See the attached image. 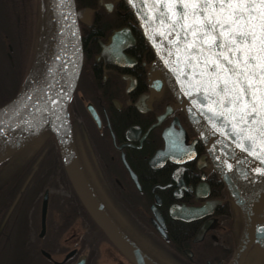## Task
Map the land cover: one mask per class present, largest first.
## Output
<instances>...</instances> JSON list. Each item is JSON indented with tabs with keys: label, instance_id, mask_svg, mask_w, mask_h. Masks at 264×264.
Here are the masks:
<instances>
[{
	"label": "flooded vegetation",
	"instance_id": "obj_1",
	"mask_svg": "<svg viewBox=\"0 0 264 264\" xmlns=\"http://www.w3.org/2000/svg\"><path fill=\"white\" fill-rule=\"evenodd\" d=\"M27 3L20 0L18 6L24 9ZM75 5L81 64L64 113L87 189L152 264H228L243 233L239 178L192 126L123 0H81L79 8ZM7 41L0 31V78H19L20 45ZM51 125L13 136L19 165L31 162L32 172L41 162L43 151L35 153L50 134L55 141ZM55 148L60 160L56 142ZM60 164L63 172L54 179L60 190L54 192L51 172H38L31 180L30 172L20 180L15 170L12 186L0 177V264H74L82 254L86 264L90 247L84 239L104 241ZM43 196L44 229L39 235ZM260 216L241 264L244 259L245 264H260ZM75 223L82 228L93 224L100 233L87 236L85 227L79 236L71 230Z\"/></svg>",
	"mask_w": 264,
	"mask_h": 264
},
{
	"label": "water",
	"instance_id": "obj_2",
	"mask_svg": "<svg viewBox=\"0 0 264 264\" xmlns=\"http://www.w3.org/2000/svg\"><path fill=\"white\" fill-rule=\"evenodd\" d=\"M123 2L152 50L169 88L198 129L194 128L227 167L232 165L230 171L242 183L243 233L228 263L241 264L255 238V219L257 215H264V175L256 171L257 168H264L261 163V158H264V145L257 141L256 151L261 154V158L249 155V152L237 147L234 137L215 130L209 120L212 113L207 108L202 112L193 105L196 88L189 89L177 79L180 72L190 70L183 63L184 54L176 51L178 45L171 44L175 37L166 27L169 21L165 19L161 23V11L167 12L169 17L172 16V11L167 6H162V0ZM75 13L73 0H40V34L35 57L18 90L0 103V148L15 134L38 121L50 118L61 163L87 213L128 262L152 264L125 239L103 212L87 189L75 163L64 113L65 100L77 79L81 64V44ZM169 52L172 53L171 57ZM168 60L176 63H166ZM173 67L176 68L175 72ZM199 79L196 77L192 83ZM186 91H192L193 96L186 95ZM217 126H222L219 121ZM227 131L228 128H225V133ZM45 205L46 197L43 196L39 235L44 229ZM84 263V254L78 256L74 262Z\"/></svg>",
	"mask_w": 264,
	"mask_h": 264
},
{
	"label": "snow or ice",
	"instance_id": "obj_3",
	"mask_svg": "<svg viewBox=\"0 0 264 264\" xmlns=\"http://www.w3.org/2000/svg\"><path fill=\"white\" fill-rule=\"evenodd\" d=\"M162 6L172 11L171 17L161 11L160 19L169 21L171 44L184 54L190 71L177 79L196 88L193 105L212 113L209 120L217 132L261 158L256 147L257 141L264 145V0H162ZM256 171L264 175V168Z\"/></svg>",
	"mask_w": 264,
	"mask_h": 264
},
{
	"label": "trees",
	"instance_id": "obj_4",
	"mask_svg": "<svg viewBox=\"0 0 264 264\" xmlns=\"http://www.w3.org/2000/svg\"><path fill=\"white\" fill-rule=\"evenodd\" d=\"M3 1H4L3 6H4V12H5L4 18H5V22H6V26L4 25V27L6 29L7 28L14 29L15 22H18L20 19L19 13H17V9L20 7V6H18V2H20V0H14V2H13V0H3ZM79 2H81V0H74V4L76 3V5H75L76 8L80 7ZM21 9H23V8H21ZM29 10H30V12L28 13ZM36 18L38 20V24L40 25L39 0H28L26 7L22 10L23 30H19V28L17 30L18 32H21V31H23V32H22V34L20 33L21 36L19 37V40H18L19 42L17 43V41L15 40V43H14L15 47H17V45H20V50H19L20 54H18V57L20 59L19 60L20 63L22 65H25V66L23 69H20V78H18V81L14 80V78H13L14 85H13L12 91L8 92V94L4 92L3 93L4 96L2 98L0 97V103L2 101H4L7 97L12 95L20 87V85L24 79V76L26 75V73H27V71H28L33 59H34V56L36 54V49L38 46V38H39L38 34L34 35L33 43L35 42V46L33 47V50L29 52V57L26 56V52H27L28 38L31 35V33L33 32L32 27L34 26V23H37ZM20 22H21V19H20ZM10 43H13V42H10ZM4 82H5V85L3 84L4 85L3 90H5L7 88V83H6V81H4ZM46 140H47V142H46L45 146H41L40 148H38V150L35 153V155H38L40 153V150H42L43 156H42L41 162L36 164L35 169H32V172H31V168H30L31 162L25 163L26 165L22 166V168H20V169L18 168V166L16 167V165L14 163L17 164L18 162H17V158H15V151L13 150L0 159V171L4 173L8 170L7 173H4L5 175H3V176L0 175V177H4L3 179L7 180L10 183V186H12L11 182L14 179V176L11 174L15 170H17V171L19 170L20 180H21V178H24L26 175H28L30 172H31L30 173V180H31L33 177L37 176L38 172H42V171L51 172L52 173V179L60 178L61 173L63 171H62V167L60 164V160L58 157L57 150L55 148V141H54L53 135L50 134ZM9 163H11L12 165L14 164L12 167V169L14 168L13 170L11 169V166H9ZM21 165L22 164H20L19 166H21ZM6 168H8V169L6 170ZM64 211H66V210H64ZM73 216H74V214L70 215L68 221H70ZM262 216H264V215H262ZM85 227L88 230L87 236L96 235L97 232L100 233L99 229L96 228L93 224L91 226L85 225ZM103 238L108 242V240L105 237H103ZM92 240H93V238L91 237L89 240L84 239V241H83L84 246L90 247L89 248L90 251L88 253L86 264H95V257L98 254V249L93 246Z\"/></svg>",
	"mask_w": 264,
	"mask_h": 264
},
{
	"label": "rangeland",
	"instance_id": "obj_5",
	"mask_svg": "<svg viewBox=\"0 0 264 264\" xmlns=\"http://www.w3.org/2000/svg\"><path fill=\"white\" fill-rule=\"evenodd\" d=\"M3 0H0V31L7 35V38H8V41L7 42H13L12 44L15 43V40L17 41V43L19 42V37L21 36L20 33L22 34L23 31L21 32H18V28L19 30H23V22H22V9L21 7H19L17 9V13H19V17L21 19V22H20V19L18 22H15L14 24V29H9V28H5L4 25L6 26V22H5V12H4V6H3ZM12 2V1H11ZM14 2V0H13ZM36 21L37 23H34V26L32 27V33L31 35L29 36L28 38V41H27V52H26V56L29 57V52L31 50H33V47L35 46V42L33 43L34 41V35L38 34L39 36V33H40V25L38 24V20L36 18ZM18 26V27H17ZM7 33V34H6ZM19 33V34H18ZM1 49H2V46H1ZM3 49H6L5 47H3ZM1 64V63H0ZM23 66V67H22ZM25 65H22L20 63V69H23ZM20 78V77H19ZM14 80L18 81V78H14ZM7 83V88L5 90H3V86L5 85V82ZM4 84V85H3ZM13 78H0V97L2 98L4 96V92L8 94V92L12 91L13 89ZM18 90V89H17ZM16 90V91H17ZM15 91V92H16ZM14 92V93H15ZM2 93V95H1ZM13 93V94H14ZM12 94V95H13ZM6 95V94H5ZM11 96V95H10ZM9 96V97H10ZM8 98V97H7ZM6 98V99H7ZM182 106V105H181ZM203 139V138H202ZM12 144L10 142H8V144L4 147L3 146V149L2 151H0V159L2 157H4L5 155H7L8 153H10L11 151L14 150V148L16 147V142H14V139L12 140ZM10 145V146H9ZM210 148V147H209ZM1 149V148H0ZM211 149V148H210ZM212 150V149H211ZM212 152L216 155V153L212 150ZM6 173V172H4ZM3 172L0 173V175H5ZM7 175V174H6ZM55 179V178H54ZM52 179V183H53V187L51 188L52 192L53 189L56 190L58 189L57 185H55V180ZM241 183V181H240ZM242 184V183H241ZM242 186V185H241ZM240 186V187H241ZM60 190V188L58 189ZM53 196H54V193H53ZM57 197H53L52 199V205H53V208L54 206L56 205L57 203ZM263 219L262 216L259 217L258 220H261ZM262 222V221H261ZM71 230H73L75 232V234H78L80 236V234L83 232V230H85V226L80 227L77 225V223H75L74 225H72V228ZM70 232V231H69ZM68 232V233H69ZM263 230H260L257 232V235L260 236L262 234ZM264 235V234H263ZM78 236V237H79ZM262 237V236H261ZM93 246L96 247L98 249V254L97 256L95 257V264H128L121 256H119V254L114 250V248L104 239V241H94L93 242ZM261 246V245H260ZM59 258V257H58ZM57 258V259H58Z\"/></svg>",
	"mask_w": 264,
	"mask_h": 264
},
{
	"label": "bare ground",
	"instance_id": "obj_6",
	"mask_svg": "<svg viewBox=\"0 0 264 264\" xmlns=\"http://www.w3.org/2000/svg\"><path fill=\"white\" fill-rule=\"evenodd\" d=\"M187 114V113H186ZM187 115H189V114H187ZM189 117V119H190V121H191V123H192V125L196 128V129H198L197 128V126L195 125V123H194V120L191 118V116H188ZM52 122V120L49 118V119H44V120H41V121H38L37 123H35L34 125H32V126H30V127H28L27 129H25L24 130V134L26 133H30V132H32V131H34V130H36L37 128H39L41 125H43V124H45V123H51ZM14 139V137H12V138H10L5 144L7 145L8 144V142H10L11 144L13 143L12 142V140ZM206 139V138H205ZM207 140V139H206ZM208 141V140H207ZM4 144V145H5ZM3 145V146H4ZM5 145V146H6ZM3 146L1 147V149H0V151H2V149H3ZM4 146V147H5ZM10 146V145H9ZM11 155V154H10ZM11 161V160H10ZM13 161V160H12ZM7 162V161H6ZM14 162V161H13ZM15 165H16V167L17 166H19L18 165V163L16 164V163H14ZM13 164V165H14ZM22 164V163H21ZM13 165L11 164V163H9V166H11V169H12V167H13ZM22 166V165H21ZM8 167V166H7ZM15 167V168H16ZM20 168V167H19ZM8 168H6V170H7ZM14 169V168H13ZM12 169V170H13ZM5 171V170H4ZM8 171V170H7ZM7 171H6V173H7ZM1 172V171H0ZM10 172V171H9ZM14 173V172H13ZM12 175V174H11ZM49 201V200H48ZM46 221V220H45ZM261 221V220H260ZM67 223V222H66ZM243 223V222H242ZM258 223H260L259 221H258ZM262 223V222H261ZM264 223V222H263ZM263 223H262V225H263ZM63 225V224H62ZM62 225H61V228H62ZM46 226V225H45ZM261 226V225H260ZM242 227H243V225H242ZM241 227V230L243 229ZM259 227V226H258ZM60 228V227H59ZM99 228V227H98ZM263 229H264V226L262 227ZM262 228H260L259 227V229H260V232H261V230H262ZM46 229V228H45ZM60 230H62V229H60ZM242 232H243V230H242ZM56 233V232H55ZM56 234H58V233H56ZM239 236H241V235H239ZM240 239V238H239ZM253 246V245H252ZM235 247V246H234ZM250 250H251V248H250ZM255 250V249H254ZM255 251H258V250H255ZM261 251V250H260ZM260 251H258V252H260ZM263 253H264V251H262ZM261 253V252H260ZM248 254V253H247ZM250 256V254L248 255V257ZM247 257V256H246ZM262 258V257H261ZM248 259V258H247ZM257 259H259V258H257ZM249 262L251 263V261L249 260ZM248 262V263H249ZM244 264H245V259H244ZM255 264H259V262L257 263V260H256V263ZM260 264H261V262H260Z\"/></svg>",
	"mask_w": 264,
	"mask_h": 264
},
{
	"label": "crops",
	"instance_id": "obj_7",
	"mask_svg": "<svg viewBox=\"0 0 264 264\" xmlns=\"http://www.w3.org/2000/svg\"><path fill=\"white\" fill-rule=\"evenodd\" d=\"M262 245V244H261ZM256 257L257 258H259V261L260 262H262L263 260H264V253L261 251V253L260 252H258V255H256ZM262 257V258H261Z\"/></svg>",
	"mask_w": 264,
	"mask_h": 264
}]
</instances>
